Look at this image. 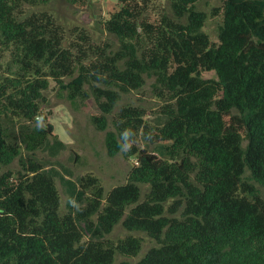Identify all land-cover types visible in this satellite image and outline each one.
Segmentation results:
<instances>
[{"label":"trees","instance_id":"obj_1","mask_svg":"<svg viewBox=\"0 0 264 264\" xmlns=\"http://www.w3.org/2000/svg\"><path fill=\"white\" fill-rule=\"evenodd\" d=\"M52 1L0 0V264H115L141 251L134 232L155 245L117 264H264V0H220L217 43L200 0L155 17L147 0H117L101 24L116 42L30 12ZM148 78L163 101L154 130L143 108L115 110ZM52 84L109 156L135 158L108 191L93 174L71 184L65 212L35 155L65 147L41 114ZM118 224L127 234L112 239Z\"/></svg>","mask_w":264,"mask_h":264},{"label":"rangeland","instance_id":"obj_2","mask_svg":"<svg viewBox=\"0 0 264 264\" xmlns=\"http://www.w3.org/2000/svg\"><path fill=\"white\" fill-rule=\"evenodd\" d=\"M86 5L77 6L67 0H53L45 6L32 8L31 11H47L69 29L74 26L83 27L90 32L96 42L109 38L117 41L113 36L107 34L101 24L109 18L110 14L117 11L120 5L117 0H85ZM148 10L152 17L161 12L171 13V0H147ZM221 5L220 0H200L198 7L207 15L204 24V31L212 42L217 43L218 24L221 21V13L217 10ZM8 52L0 51V67L3 68L8 60ZM205 78H212L215 73L204 71ZM152 78H148L144 86L139 90L124 95L115 107L121 104L130 103L139 106L146 111L145 123L154 130V119L158 109L163 105V101L152 91ZM63 93V91H62ZM61 92L54 84L47 93V103L41 110L42 117H46L53 124L54 134L65 143V147L56 155L52 156L48 150H40L35 155L44 165L45 169L51 170L56 175V185L58 188L61 210L66 211L71 184H77L79 178L86 174L97 176L106 191L126 182L130 168L129 162L135 158L127 160L121 153L109 156L104 144V131H97L90 122L89 114L74 106L68 99L61 97ZM64 94V93H63ZM94 107V105H92ZM40 117V120L42 119ZM112 128V127H110ZM147 147L152 150L153 145L150 141L143 138L142 148ZM78 158L76 159V157ZM17 167V162L13 163ZM70 182V183H69ZM127 231L121 226L116 225L113 232L109 235L112 239L125 236ZM133 234L143 238L142 249L135 257L118 256L115 264L120 260L127 259L131 262L137 261L155 242L142 232Z\"/></svg>","mask_w":264,"mask_h":264}]
</instances>
